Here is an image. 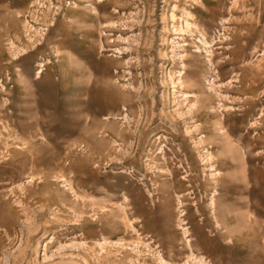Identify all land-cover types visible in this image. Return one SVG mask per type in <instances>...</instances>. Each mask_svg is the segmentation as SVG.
<instances>
[{
    "label": "rangeland",
    "instance_id": "obj_1",
    "mask_svg": "<svg viewBox=\"0 0 264 264\" xmlns=\"http://www.w3.org/2000/svg\"><path fill=\"white\" fill-rule=\"evenodd\" d=\"M0 264H264V0H0Z\"/></svg>",
    "mask_w": 264,
    "mask_h": 264
},
{
    "label": "bare ground",
    "instance_id": "obj_2",
    "mask_svg": "<svg viewBox=\"0 0 264 264\" xmlns=\"http://www.w3.org/2000/svg\"><path fill=\"white\" fill-rule=\"evenodd\" d=\"M39 72H41V70L39 71ZM107 95V94H106ZM114 100H111V102H113Z\"/></svg>",
    "mask_w": 264,
    "mask_h": 264
}]
</instances>
